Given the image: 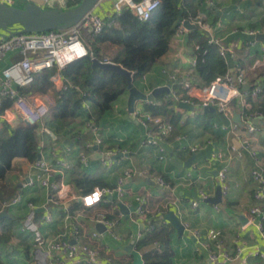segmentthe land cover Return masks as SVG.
I'll return each mask as SVG.
<instances>
[{"label":"crops","instance_id":"obj_1","mask_svg":"<svg viewBox=\"0 0 264 264\" xmlns=\"http://www.w3.org/2000/svg\"><path fill=\"white\" fill-rule=\"evenodd\" d=\"M257 1L197 0L195 3L197 14L200 11L206 14L208 22L213 26L214 36L220 39L224 46H232L235 49L236 57H225L232 64L229 74L234 75L235 69L239 67L236 62L239 57L246 58L244 71L248 74L249 85H244V89L248 91L256 83L261 84L264 79V41L258 40L257 35L252 37L246 33L254 29L264 33V2L259 4ZM0 3L20 8L28 3L43 8H68V0H50L49 3L44 0H0ZM99 9L102 10L103 6L96 7L93 12L102 18L108 16V11L101 12ZM193 30L195 29L177 32L171 39L167 53L141 77L137 86L146 94H151L157 87L167 86L171 93H160L158 97H152L150 100L138 101L134 117L129 110V90L123 93L113 103L111 111L101 119L100 124H95L98 134L103 138L102 146H95L96 134L90 128L92 123L89 122V116L95 114L96 108L90 103L86 105L89 111H81L68 127L59 128L54 125L52 117L56 92L65 85L58 68L52 77L53 85L47 92L29 93L34 101L51 106V116L34 122L29 116L16 111L12 100L7 106L3 101L0 136L10 134L12 129L38 124L40 153L37 159H45L55 166L56 169L50 177L51 183L74 184L75 174L82 171L102 182L104 187H115L126 170L131 169L133 173L125 184L126 196L121 200L117 195L109 197L118 207L111 205L110 208H103L97 205L83 209V206H77V200L55 206L49 202L51 189L41 184L38 178L40 172L33 165L37 159L30 161L24 157L15 158L6 177L0 180V202L18 196H21L22 200L17 205L0 209V213H4L0 220V264H36L34 234L24 232L21 225V221L31 211L29 203L37 207L35 222L45 237L54 238L60 232L68 211L72 222L82 226L83 243L99 247L104 258H113L114 264H133L134 257L128 247L133 244L143 256V251L136 247V241L140 240L147 230V222L136 213L138 198L141 197L147 199L145 207L148 214L158 215L165 221L166 227L171 229V248L175 264H211L208 258L209 249L214 245V241L209 237L211 229L221 232L226 248L231 253H234L238 246L242 248L240 257L225 264H264L258 255L264 253L263 235L256 225L248 224L250 210L258 204L255 198L257 184L253 173L255 170H264V134H252L247 130V124L250 122L264 126V113L251 110L252 102L264 106V91L258 97H252L255 98L252 101L245 98L244 105L238 98L232 99L230 117L218 110L212 112L216 114L214 132L206 130L198 121L197 117L201 112L199 107L194 106V110H189L180 107L175 100V109L180 113L181 120L175 133H168L169 137L167 136L162 144L165 150L161 151L159 147L143 143L147 132L141 120L148 113L145 111L148 101L159 104L161 98L166 99L168 95L173 97L177 94L199 102L206 86L210 84L201 77L194 65L196 57L195 42L191 38ZM115 50L114 46L104 48L105 56H111ZM21 57L20 52L15 50L8 52L0 61V88L3 83V70ZM187 84H192V88H187ZM220 92L228 94L229 91L222 88ZM162 94L165 96L159 97ZM235 112L241 114L243 126L233 121ZM256 113L259 115H255ZM256 119L260 122H255ZM234 124H237L238 128L231 130ZM43 128L51 130L56 137L42 132ZM152 128L149 133L156 135L157 130L153 131ZM169 128L171 130L170 126ZM240 137L242 140L238 139ZM241 141H248L250 148L243 149ZM192 148L197 150L193 152ZM107 150H113L116 154L103 159L102 151ZM217 153L222 155L215 159L214 154ZM83 155L89 158L87 163L82 162ZM194 155V162L189 163ZM58 160H62L64 164L58 165ZM224 167L227 169L228 194L223 196V201L216 204L206 202L205 199L201 200L198 208H193L192 202L200 199L201 190L207 193L208 198L216 196L220 183L218 174ZM157 176H162L172 184L173 190L162 188L156 181ZM30 178L34 179V184L25 186ZM75 190L80 192L76 186ZM119 202L127 206L128 213L121 210ZM117 210V233L123 236V239L118 240L106 231L100 240L93 239L91 233L99 232V214L116 213ZM170 211L175 212L185 225L183 235L165 219V215ZM48 213L53 215L54 221L42 222ZM196 232H199V236H196Z\"/></svg>","mask_w":264,"mask_h":264},{"label":"built area","instance_id":"obj_2","mask_svg":"<svg viewBox=\"0 0 264 264\" xmlns=\"http://www.w3.org/2000/svg\"><path fill=\"white\" fill-rule=\"evenodd\" d=\"M44 1L49 3L50 0ZM104 1L105 0H99L96 7H102ZM262 1L264 2V0ZM160 5L161 0H114L112 14H120L124 10H129L139 20L147 21L153 16ZM93 11L86 14L80 22L67 29L52 30L43 33H17L9 37L0 36V61L3 60L10 51L17 50L22 56L21 59L14 61L9 67L3 70V83L0 88V116L3 101L5 99L12 100L15 110L21 114L29 116L34 122L42 121L47 116H51L52 110L49 104L34 101L32 95L21 93L18 88L31 86L34 81V75L38 72L52 69L54 67L62 70L73 61L79 60L88 55L93 56L86 41H93L96 35L103 32L105 27L104 18L95 14ZM108 16H110V14ZM187 20L196 24L199 29L210 35L209 43L218 44L222 56L226 57L231 55L232 57H236L235 49L232 46H224L221 40L214 36V28L208 22L206 14L200 11L196 16H191ZM185 21L180 23L177 32L181 33L188 30L185 26ZM246 33L255 37L260 31L254 29L248 30ZM198 48V46L195 47V49ZM94 58L96 57L93 56V59ZM100 60L103 62H111L109 56H105ZM262 60L264 61V52L262 54ZM194 65H196V59ZM236 82L244 85L248 84L247 72L237 68L234 71V75L228 74L223 79L213 81L206 86L205 91L199 98V102H196L191 97L185 98L177 94H174L173 97L178 103L184 102L199 107L201 110L205 107L213 106L225 116L230 117L232 115V99L238 98L243 103L248 95L256 98L263 92L262 85L259 83H256V85L249 91L245 89L242 91L236 86ZM187 88L191 89L192 84H187ZM222 88L227 89L229 91L228 94H221L220 89ZM148 102L156 104V102L153 101ZM255 115L259 114L256 113ZM141 124L147 132L143 143L145 145L159 147L161 151H164L165 149L162 144H164L170 131L169 126L163 123L160 116H154L150 113L144 115ZM152 127L156 128V135L149 133ZM90 128L96 134L95 146H102L103 138L98 134V127L92 123L90 124ZM237 128V124L231 126V130ZM247 130L252 134H264V126L256 125L252 122L247 124ZM42 132L56 137L48 128H43ZM238 139L242 140L241 137ZM241 145L243 149L248 150L251 144L248 141H243ZM196 150V148H192L193 152ZM114 154H116V152L113 150L102 151L103 159L109 158ZM221 155V153L214 154V158L217 159L218 157H221ZM161 158H163V156H161ZM88 159L87 156H82L83 163H87ZM57 163L58 165L64 164L62 160H58ZM33 165L40 172L38 178L41 181V184L51 189L49 202L55 206L66 205L72 200H77L84 206V208H93L105 199L113 197L114 195H117L118 199L121 200L126 196L125 184L133 173L131 169L126 170L125 173L120 176L115 187H95L91 192L83 194L75 190L73 183H51L50 177L56 169L51 162L39 158ZM218 178L222 185L223 196H225L228 194V184L226 183L227 169L225 167L219 171ZM253 178L257 184L255 198L258 201V204L251 208V216L248 224L256 225L264 238V170H255ZM156 181L162 188L173 190L172 184L162 176H157ZM33 184L34 179L30 178L28 182L25 183V186H31ZM207 198V193L204 190H201L200 199L194 200L192 202V207L198 208L201 200ZM21 200V196L12 200H3L0 202V209L17 205ZM138 200L139 204L136 208V213L142 218V220L147 222V230H153L155 225L149 219L148 211L145 207L147 199L141 197L138 198ZM29 205L31 211L28 216L21 221V225L24 232H32L34 234V241L37 250L34 259L36 264H40L43 261L47 264H114L113 258H104L99 247L83 243L82 238L84 237V233L82 226L72 222V217L68 211H66L64 218L65 221L60 232L56 234L54 238L49 239L44 236L35 222L37 217V207L33 203H29ZM98 220L105 225L106 232L118 240L123 239V236L117 233V228L119 226L118 220L107 217L105 213H100ZM53 221V215L48 213L44 216L42 222L52 223ZM195 234L196 236H199V232H196ZM102 235L103 233L98 231L91 233V237L96 240H100ZM209 237L214 241V245L213 247H210L208 253V258L211 264H225L240 257L242 253L241 246H238L235 252L231 253L226 248V242L222 238L221 232L211 229L209 231ZM140 238H142V236ZM73 240H75V243L72 242ZM258 255L264 261V253H258Z\"/></svg>","mask_w":264,"mask_h":264},{"label":"trees","instance_id":"obj_3","mask_svg":"<svg viewBox=\"0 0 264 264\" xmlns=\"http://www.w3.org/2000/svg\"><path fill=\"white\" fill-rule=\"evenodd\" d=\"M81 1L68 0L67 7H74ZM196 1L161 0V5L147 21L139 20L129 10L104 17V30L95 36L90 46L93 56L103 59L106 55L104 48L116 47L115 52L109 56L111 61L132 71L133 82L138 86L141 77L169 50L171 39L176 34L180 23L197 15ZM257 2L262 4L263 1ZM191 34L195 42L196 67L205 81L211 83L231 73V62L220 54L218 44L209 43V35L201 29H195ZM196 46L199 48L195 49ZM93 56L88 55L73 61L60 70L65 85L56 92V104L52 117L55 126L60 128L71 125L81 111L87 110L88 103L96 108L95 114L89 116V122L99 125L104 115L111 111L113 103L128 91L127 78L113 70L93 66ZM244 59L240 57L237 59L239 66L237 68L245 69ZM57 71L54 67L38 72L34 75L31 86L18 89L24 94L45 93L52 87V77ZM261 85L264 91V79ZM237 86L244 91V84L238 83ZM164 96L165 94H162L159 97ZM166 97V99L161 98L159 104L158 102L146 104L145 111L154 116H160L163 123L171 127L170 134L175 133L181 115L175 109L177 105L175 99L171 95ZM252 99L255 98L251 95L247 96L248 101ZM4 102L7 106L11 100L5 99ZM252 104L251 110L264 113V106L257 105L255 102ZM198 115V121L204 125V128L214 132L216 114L201 110ZM155 129V127L152 128L153 131ZM39 141L38 124L12 129L10 134H2L0 136V180L6 177L15 158L24 157L35 161L39 157ZM73 182L83 194L91 192L96 186L104 187L102 182L82 171L75 174ZM111 205L118 207L117 203L109 198L99 204L103 208H110ZM77 206L82 208L83 205L77 203ZM118 214L119 210L116 213L106 212L107 217L114 219ZM148 217L155 228L146 230L143 237L136 241L137 249L143 251L145 264H175L171 248V229L166 227L165 221L158 215L149 213ZM1 238L2 236H0V244ZM155 243L156 246H154Z\"/></svg>","mask_w":264,"mask_h":264},{"label":"water","instance_id":"obj_4","mask_svg":"<svg viewBox=\"0 0 264 264\" xmlns=\"http://www.w3.org/2000/svg\"><path fill=\"white\" fill-rule=\"evenodd\" d=\"M99 0H82L78 5L74 7L63 8H43L39 5L28 3L25 7H16L8 5L6 3H0V36L9 37L17 33H43L52 30H63L70 26L80 22L86 14L93 11L98 5ZM185 26L188 30L198 28L196 24L191 23L189 20L185 21ZM256 38L264 41V33H258ZM93 66H97L101 69H110L124 75L128 81L129 90V110L134 117L136 109V103L138 101H146L152 99V97H158L160 93H171V89L167 86L157 87L151 94H146L141 91L133 82V72L124 68L122 65L117 64L113 61L103 62L98 58L93 59ZM250 88V86H248ZM180 107L194 110V106L186 104L184 102L179 103ZM204 112H217V109L213 106L205 107ZM233 121L239 126H243L241 114L238 112L234 113ZM101 157V154H100ZM118 157V156H116ZM196 156L194 155L189 163H193ZM209 203L220 204L223 201V191L221 183L218 184L217 194L214 197L207 198L205 200ZM121 210L128 213L127 206L119 202ZM4 213H0V220L3 218ZM165 219L170 222L180 233L183 235L185 231V225L181 219L170 211L165 215ZM99 232L104 233L106 227L103 223L97 224ZM75 243V240L72 241ZM129 252L134 257L133 264H145L142 254L137 251L133 244L128 247ZM40 264H47L45 261Z\"/></svg>","mask_w":264,"mask_h":264},{"label":"rangeland","instance_id":"obj_5","mask_svg":"<svg viewBox=\"0 0 264 264\" xmlns=\"http://www.w3.org/2000/svg\"><path fill=\"white\" fill-rule=\"evenodd\" d=\"M113 2H114V0H105L104 2H103V4H102V6H103V9L101 10V9H99L101 12H105L106 11V13H107V11L109 12V14L111 15L113 12V8H112V5H113ZM108 14V15H109ZM86 44H87V46L90 48V46H91V44H92V41H86ZM258 121V122H257ZM255 122H257V123H259L260 122V120L258 119H256L255 120Z\"/></svg>","mask_w":264,"mask_h":264}]
</instances>
